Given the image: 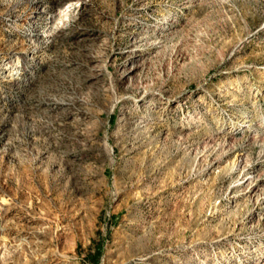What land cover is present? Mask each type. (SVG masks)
<instances>
[{"label": "rangeland", "instance_id": "1", "mask_svg": "<svg viewBox=\"0 0 264 264\" xmlns=\"http://www.w3.org/2000/svg\"><path fill=\"white\" fill-rule=\"evenodd\" d=\"M0 264H264V0H0Z\"/></svg>", "mask_w": 264, "mask_h": 264}]
</instances>
